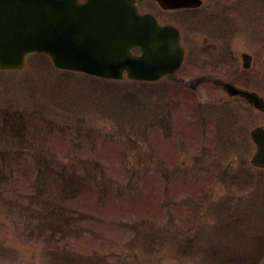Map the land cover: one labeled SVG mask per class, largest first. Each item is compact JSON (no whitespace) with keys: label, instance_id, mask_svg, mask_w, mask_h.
Returning <instances> with one entry per match:
<instances>
[{"label":"rangeland","instance_id":"obj_1","mask_svg":"<svg viewBox=\"0 0 264 264\" xmlns=\"http://www.w3.org/2000/svg\"><path fill=\"white\" fill-rule=\"evenodd\" d=\"M219 1L233 19L235 0ZM140 10L170 20L155 0ZM177 25L185 42L207 36ZM231 38L230 53L259 45ZM179 79L97 80L37 54L0 71V264H264L252 143L220 118L192 121L216 94Z\"/></svg>","mask_w":264,"mask_h":264},{"label":"water","instance_id":"obj_2","mask_svg":"<svg viewBox=\"0 0 264 264\" xmlns=\"http://www.w3.org/2000/svg\"><path fill=\"white\" fill-rule=\"evenodd\" d=\"M0 0V68H20L28 52H45L58 67L106 78L155 80L175 70L182 57L178 34L134 0ZM164 8L189 0H157ZM139 47L133 56L130 48ZM252 164L264 167V129L252 131Z\"/></svg>","mask_w":264,"mask_h":264},{"label":"flooded vegetation","instance_id":"obj_3","mask_svg":"<svg viewBox=\"0 0 264 264\" xmlns=\"http://www.w3.org/2000/svg\"><path fill=\"white\" fill-rule=\"evenodd\" d=\"M215 3L221 5L219 0H214L213 5L205 6L206 3L204 5L202 1L198 7L159 10L170 17L169 21L162 22L176 26L180 32L184 59L179 72L187 74L185 86L196 96L202 93L216 94V99L207 102L209 105L206 110L199 111L208 118H220L236 131L238 137L246 139L251 128L264 127V0H235L232 8L226 10H232L233 19L219 10ZM257 15L260 16L261 24L257 22L256 25ZM244 17L249 21L244 20ZM199 21L201 27L206 26L207 36L200 38L201 42H185L181 26L177 24L194 29L192 25L195 26ZM206 21L217 22V26L209 27ZM234 35L246 36L250 40H256L259 45L255 44L250 50L236 49L230 53L229 45L234 43L231 38ZM236 90L257 94L263 100L262 105L256 109L245 96L229 94L238 93ZM195 114L193 111L191 115ZM243 124L250 126L244 128Z\"/></svg>","mask_w":264,"mask_h":264}]
</instances>
